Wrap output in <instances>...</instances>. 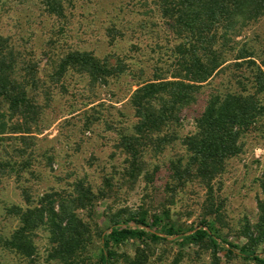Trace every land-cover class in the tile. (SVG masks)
<instances>
[{"label":"trees","instance_id":"trees-1","mask_svg":"<svg viewBox=\"0 0 264 264\" xmlns=\"http://www.w3.org/2000/svg\"><path fill=\"white\" fill-rule=\"evenodd\" d=\"M43 4L65 32V0H43ZM152 5V12L168 27L170 56L160 64L163 68L155 65L152 80L136 85L130 99L136 124L120 136L118 146L125 156L123 184L131 187L147 176V183H153L155 174H147V164L175 141L174 133L171 136L167 132L179 126L181 113L197 103L206 84L216 76L230 75L228 85L211 89L204 111L196 119L195 132L183 140L188 161L174 162L170 168L169 206L193 183L203 189L201 226L190 230L177 227L167 208L152 216L142 211L113 218L107 230L101 231L95 218L98 198L84 183H75L68 193L52 191L34 198L23 178L36 161L35 134L44 114L38 95L39 71L37 64L0 36V189L4 180L16 178L25 202V207L7 210L18 219L19 227L3 241L5 251L33 260L37 235L46 232L51 262L87 264L91 259L96 264H115L116 248L128 241L149 244L174 238L183 247L208 244L211 264H223L221 251L264 264L263 200L257 201V222L248 224L243 234L246 244L229 243L217 228L222 209L217 185L228 162L244 153L249 138L264 135V40L255 42L257 47L246 41L237 43L244 30L264 19V0H152ZM112 31L115 29L109 31V37L115 40ZM70 71L88 77L94 86H108L127 68L121 62L112 66L108 59L70 48L60 60L59 75ZM106 185L113 183L106 181ZM259 185L264 193V168ZM95 237L99 238L100 250L89 255ZM126 262L149 264V258L144 250L137 249Z\"/></svg>","mask_w":264,"mask_h":264},{"label":"rangeland","instance_id":"rangeland-1","mask_svg":"<svg viewBox=\"0 0 264 264\" xmlns=\"http://www.w3.org/2000/svg\"><path fill=\"white\" fill-rule=\"evenodd\" d=\"M65 32L62 24L50 16L43 0H0V36L26 59L37 64L41 81L39 103L44 114L37 128L32 169L23 184L34 198L47 192L68 193L75 183H84L97 196L96 223L106 231L109 222L142 211L149 216L169 208L172 222L183 230L196 229L203 220L205 194L194 185L176 195L170 205L167 192L171 164L189 159L183 140L195 132L196 119L202 114L213 87L228 85L230 75L216 76L206 84L197 103L184 109L179 126L169 135L175 141L157 157H150L147 174L154 173L151 185L147 178L125 187V156L119 151L120 136L136 124L130 106L136 85L152 80L157 68L169 59L168 27L152 11V0H65ZM148 4V5H147ZM115 40L109 37V31ZM258 46L264 40V19L244 30L237 39ZM70 48L93 53L112 66L121 62L127 72L112 79L108 86H94L86 76L75 72L59 75L60 60ZM130 67L136 74L130 75ZM143 72V73H142ZM164 74V72H163ZM176 135V136H175ZM244 153L228 162L218 182L221 217L217 228L224 240L244 245L247 225L258 219L257 201H264L259 178L264 168V135L247 140ZM106 181L113 183L107 187ZM124 185V186H123ZM16 178L4 180L0 189V264H56L48 260V234L39 232L37 255L23 259L2 248L4 240L18 229V219L7 210L25 207ZM98 236V235H97ZM174 238L157 243L128 241L116 248L115 264H127L137 249L144 250L149 264H211L208 247H183ZM100 241L94 238L91 253L98 254ZM223 264H254L220 252ZM87 264H96L89 260Z\"/></svg>","mask_w":264,"mask_h":264}]
</instances>
